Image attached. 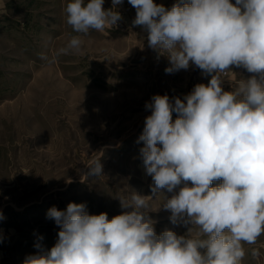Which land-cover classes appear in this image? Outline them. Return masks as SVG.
<instances>
[{"label":"clouds","instance_id":"obj_1","mask_svg":"<svg viewBox=\"0 0 264 264\" xmlns=\"http://www.w3.org/2000/svg\"><path fill=\"white\" fill-rule=\"evenodd\" d=\"M104 3L69 0L66 23L77 35L57 57L79 54L80 34L117 25L123 0H112L107 10ZM128 3L136 11L133 26L147 33L148 46L167 53L162 54L169 61L166 73L194 65L211 77L182 99L153 95L139 137L152 194L170 193L163 203L170 222L191 227L186 235L157 234L145 211L151 197L135 191L117 197L125 211L111 219L70 202L66 210H47L46 218L60 229L58 239L50 250L28 255L24 264H242L244 245L264 235V0H177L171 8L154 0ZM233 67L251 75L225 91L223 74ZM85 167V178L103 175L100 157ZM193 226L195 237L189 235Z\"/></svg>","mask_w":264,"mask_h":264},{"label":"rangeland","instance_id":"obj_2","mask_svg":"<svg viewBox=\"0 0 264 264\" xmlns=\"http://www.w3.org/2000/svg\"><path fill=\"white\" fill-rule=\"evenodd\" d=\"M68 2L0 0V264H24L28 255L50 250L60 229L46 218L47 210H66L70 202L85 203L89 214L107 213L111 219L125 211L117 197L135 191L151 197L145 211L157 234L186 235L191 227L170 222L171 213L163 208L170 193L152 194L139 137L153 95L182 99L211 77L194 65L166 73L167 53L150 48L147 33L133 26L136 11L128 0L117 6L122 19L116 26L80 34L81 52L57 57L77 35L66 23ZM103 7L112 8V0ZM41 54L55 57L54 62ZM233 73L223 74L225 91L251 75ZM97 157L103 175L85 178V165ZM197 232L193 226L189 235ZM244 247L243 264H264V235ZM252 249L260 255L253 257Z\"/></svg>","mask_w":264,"mask_h":264},{"label":"crops","instance_id":"obj_3","mask_svg":"<svg viewBox=\"0 0 264 264\" xmlns=\"http://www.w3.org/2000/svg\"><path fill=\"white\" fill-rule=\"evenodd\" d=\"M167 0H157V2H159V3H165ZM235 1H233V3H234ZM234 68V73H233V75L235 74V75H237L239 72H242V73H248L246 70H244V69H242V68H236V67H233ZM239 75V74H238ZM243 264V263H242Z\"/></svg>","mask_w":264,"mask_h":264}]
</instances>
